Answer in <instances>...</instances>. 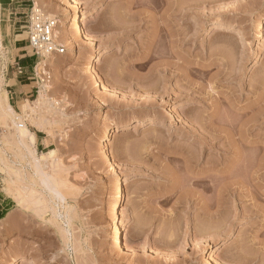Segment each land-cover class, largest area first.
I'll use <instances>...</instances> for the list:
<instances>
[{"label":"rangeland","instance_id":"1","mask_svg":"<svg viewBox=\"0 0 264 264\" xmlns=\"http://www.w3.org/2000/svg\"><path fill=\"white\" fill-rule=\"evenodd\" d=\"M13 1L55 19L65 52L39 75L45 56L29 47L26 14L15 31L2 10L0 95L34 134L36 152L23 149L11 118H0V264H264V0H177L176 15L168 0L158 8L147 4L156 0L132 8L128 0H81L85 28L103 46L99 76L88 68L96 44L78 36L76 54L67 43L69 0ZM218 19L247 36L213 28ZM166 20L186 37L164 31L150 47ZM148 52L153 58L138 69L133 62ZM22 54L36 62L16 74ZM41 90L48 103L39 110ZM28 101L37 118L24 113ZM113 125L121 130L104 147ZM203 173L207 191L189 183ZM239 179L223 208L205 206ZM117 223L130 250L113 239Z\"/></svg>","mask_w":264,"mask_h":264},{"label":"bare ground","instance_id":"2","mask_svg":"<svg viewBox=\"0 0 264 264\" xmlns=\"http://www.w3.org/2000/svg\"><path fill=\"white\" fill-rule=\"evenodd\" d=\"M70 1V6L73 8L70 11V20H71V25H72V32H68L67 35V43L68 45H71L74 47V50L76 51L77 54V48H81L80 43H79V39L78 36L80 37H84V38H88L90 39L93 43H95L96 47L95 49L89 53V59H90V65H89V69H92L93 72L96 73V75L99 76V73H97V70L95 69L96 66V60L97 57L102 53V48L103 46L101 45V39L99 37V35L93 31L87 30L85 28V21L84 19L86 18L85 16V12H84V8H83V4L81 0H69ZM151 1V0H150ZM149 1V2H150ZM153 1V0H152ZM192 1V0H191ZM136 2H134L133 0H128V5L127 8H132L133 6H139L141 3L135 5ZM147 3V2H146ZM168 9L171 11V14L176 15L178 10H179V2L177 0H168ZM190 3V2H189ZM148 5L154 7V8H158L161 5V1L156 0L150 3H147ZM181 4V3H180ZM38 5V4H37ZM143 5V3L141 4ZM181 6V5H180ZM187 6V5H186ZM183 7V6H182ZM0 13H1V9H0ZM1 19V16H0ZM168 19V18H167ZM152 20H155L154 18ZM144 21V18L140 19V23ZM157 25V23H156ZM171 26V25H170ZM169 26V20H166L163 26H156L155 28H153V32L151 34L152 37L150 39L149 44L150 47L154 45V42H157L159 40V37H161V35L164 33V31H166L169 34H176L178 35L180 38L181 37H186V33L181 32L180 30H177L175 27ZM120 28V27H119ZM213 28H220V29H227L229 31H236L237 32V36L242 37V36H247V32L245 29L243 28H239L236 27L232 24L226 23L223 20L218 19L214 24H213ZM264 28V23L262 24V26L260 27V30ZM263 34H261V32L259 33V36H262ZM179 38V39H180ZM54 39H58V35L54 34ZM1 42V41H0ZM161 42V41H160ZM158 43V42H157ZM153 44V45H152ZM1 45V44H0ZM2 46V45H1ZM0 46V47H1ZM149 46V45H148ZM159 46V45H157ZM155 47V46H154ZM149 49V48H148ZM83 50V49H82ZM157 50V49H156ZM150 51V50H149ZM153 51V50H152ZM158 51V50H157ZM159 52V51H158ZM158 52H155V54H157ZM151 54H143L140 58H136V60L133 62V64L138 68V69H144L146 64H148V60L150 61V59H152L153 57L152 52H150ZM154 53V52H153ZM162 54V53H161ZM164 54V53H163ZM162 54V56H163ZM159 55V54H158ZM161 56V55H160ZM169 56V55H168ZM172 56V54H171ZM152 57V58H151ZM155 57V56H154ZM158 57V56H156ZM167 57V55H166ZM58 54L57 53H48L45 55V59L40 61L37 64V72L39 75L42 74H48L49 72H47L46 65L50 64V65H56L58 62ZM188 62V61H187ZM166 65V64H165ZM168 65V63H167ZM166 65V66H167ZM168 69V68H167ZM166 69V70H167ZM165 71V70H164ZM190 72V70H189ZM188 76V75H187ZM41 77V76H40ZM100 78V77H99ZM46 81V80H45ZM101 82L103 84V87L106 88L107 90H112L113 92H118V88L115 89L113 87V84H111L107 79H104L103 77L101 78ZM49 83V82H47ZM49 84L45 83V88L48 89ZM0 90H1V77H0ZM1 93V92H0ZM5 99H7V96H2L0 95V118L1 119H5L7 117L11 118V122L12 124L15 126L16 131L18 132L19 135V141L22 144L23 149H26L28 151L29 155H34L36 150L33 148V144H35V137L34 134L30 131H28L27 127H26V123L24 122V120L22 119V117H20L19 115H15L11 110L10 107L8 105H6L5 103ZM36 103V107L37 109L41 110L44 108V106L48 103V100L46 99V90H41L39 92V96L38 99L35 101ZM35 106V104H34ZM25 112L26 115L31 116L32 118H37L35 115L37 113V110H35L31 103L28 101L25 104ZM253 123L256 122V116L252 117ZM36 125H38L39 127L43 126L44 120L39 118L35 121ZM121 125H113L111 127H109L101 136L100 142H102L104 144V147L107 146V144L111 141L112 137L115 136L118 132H120L121 130ZM205 139V138H204ZM208 139H205L204 142H207ZM206 144V143H205ZM107 150V149H105ZM55 154V150H50L47 153H42V156H53ZM111 156V159L114 157L113 153H109ZM116 158V157H114ZM186 164V168H189L193 165V160L191 158L185 160ZM224 175H226L228 172L225 170L222 172ZM17 174V173H16ZM203 174H197V177L195 180L189 181V183L191 182V185L193 186H200L201 188H203L205 191L211 189V184L208 182L207 179L203 178ZM51 176V175H49ZM53 176V175H52ZM205 176V175H204ZM124 178V180H123ZM63 181V180H62ZM240 179L237 181H231V182H226L220 185V188L217 190V195H219L217 197V199L213 200L211 199V202H206L204 203L205 206L207 208H211V207H216L218 210L223 208L226 205V202L224 199H222L223 194L225 191H229L230 189L233 188V186H235V184L237 185H241L242 182L240 183ZM19 182V181H18ZM54 182L61 185V181H58V179H54ZM129 182V177H122L119 181V193L117 196V205L121 206L126 199V190H125V184ZM177 182V181H176ZM175 182V183H176ZM21 184V183H20ZM190 184L185 185L186 188H184V190L186 189V191L189 189ZM26 186V185H25ZM184 186V187H185ZM31 187V186H30ZM192 187V186H191ZM190 187V189H191ZM19 188V187H18ZM29 188V187H28ZM22 189V188H21ZM25 189V188H24ZM27 189V188H26ZM31 189V188H30ZM193 189V188H192ZM191 189V190H192ZM11 190V189H10ZM17 190V189H16ZM183 190V191H184ZM190 190V191H191ZM24 191V190H23ZM29 191V190H28ZM186 191H184V193L186 194ZM189 191V192H190ZM32 193V191H30ZM22 193V192H20ZM23 193H27V192H23ZM29 193V192H28ZM188 193V191H187ZM194 193V192H193ZM31 195V194H30ZM29 195V196H30ZM34 195V194H33ZM194 195V194H193ZM27 197V194L26 196ZM28 198V197H27ZM21 199V198H20ZM26 200V198H24ZM28 200V199H27ZM203 204V205H204ZM63 215V214H62ZM60 216V215H59ZM70 219V218H69ZM69 221V220H68ZM122 227H124L123 224L119 225L118 223L115 225V231H114V235H113V239L117 240L121 243L122 246H124L127 250L131 249V243L130 240L127 237H123V230L121 229ZM207 232V231H205ZM209 232V231H208ZM239 256V255H238ZM237 258V257H235ZM241 258V257H240ZM247 259V258H246ZM41 260L37 257V256H33L31 262H40ZM238 261V259H237ZM243 261V260H241ZM246 262V261H245Z\"/></svg>","mask_w":264,"mask_h":264},{"label":"built area","instance_id":"3","mask_svg":"<svg viewBox=\"0 0 264 264\" xmlns=\"http://www.w3.org/2000/svg\"><path fill=\"white\" fill-rule=\"evenodd\" d=\"M28 42L34 54L45 56L48 53H64L65 48L54 39L56 20L33 6L26 14ZM20 73H22L20 71Z\"/></svg>","mask_w":264,"mask_h":264},{"label":"crops","instance_id":"4","mask_svg":"<svg viewBox=\"0 0 264 264\" xmlns=\"http://www.w3.org/2000/svg\"><path fill=\"white\" fill-rule=\"evenodd\" d=\"M1 5L3 6V9L1 8L0 16L2 17L3 14L2 10H4V17L8 18V20L14 21V29L15 31H17L18 28H16V26L19 22L17 20L18 14L19 13L27 14L29 10L25 11V9L22 8V6H20L18 2L15 3L13 0H0V6ZM18 46L19 49H23L27 47V46L24 47L22 46V41L19 43ZM16 60H18L17 62L18 67H15L16 74L20 73V71L27 73V70L30 69V67H33L32 66L33 63L36 62L35 60H33V58H31V56H26V54L19 55ZM10 80H14V79H10ZM14 82L16 86H21L18 85V82L16 80H14Z\"/></svg>","mask_w":264,"mask_h":264}]
</instances>
